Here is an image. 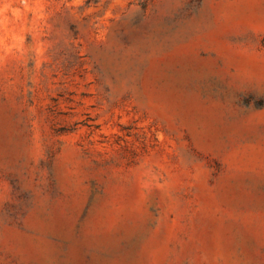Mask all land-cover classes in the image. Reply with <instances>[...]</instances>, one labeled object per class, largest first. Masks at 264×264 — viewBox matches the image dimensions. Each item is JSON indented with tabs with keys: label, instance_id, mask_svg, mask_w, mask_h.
I'll return each instance as SVG.
<instances>
[{
	"label": "rangeland",
	"instance_id": "374dc122",
	"mask_svg": "<svg viewBox=\"0 0 264 264\" xmlns=\"http://www.w3.org/2000/svg\"><path fill=\"white\" fill-rule=\"evenodd\" d=\"M0 264H264V0H0Z\"/></svg>",
	"mask_w": 264,
	"mask_h": 264
}]
</instances>
